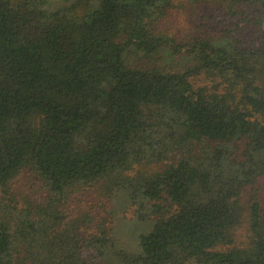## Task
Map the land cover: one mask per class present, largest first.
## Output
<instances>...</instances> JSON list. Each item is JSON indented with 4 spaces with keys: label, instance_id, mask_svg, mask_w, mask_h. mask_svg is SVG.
<instances>
[{
    "label": "trees",
    "instance_id": "1",
    "mask_svg": "<svg viewBox=\"0 0 264 264\" xmlns=\"http://www.w3.org/2000/svg\"><path fill=\"white\" fill-rule=\"evenodd\" d=\"M0 264H264V0H0Z\"/></svg>",
    "mask_w": 264,
    "mask_h": 264
},
{
    "label": "rangeland",
    "instance_id": "2",
    "mask_svg": "<svg viewBox=\"0 0 264 264\" xmlns=\"http://www.w3.org/2000/svg\"><path fill=\"white\" fill-rule=\"evenodd\" d=\"M177 19H176V16H172L170 19H169V27H171L172 29H174L175 31H180V27H179V22L180 21H178V23H177V21H176ZM179 20V19H178ZM165 60H166V57L164 58V62H165ZM138 62V61H137ZM132 210H130L128 213H130V214H128L127 216H126V219H127V221H129V220H131L132 219ZM141 226V225H140ZM139 228V227H138ZM137 228V229H138ZM135 230L134 231V233H133V231L132 232H130V231H127L126 233L123 231V232H120V237H121V239L123 240V241H129V240H132L133 241V238L132 237H136V235H138L139 234V230ZM132 230H133V228H132ZM131 236V237H130Z\"/></svg>",
    "mask_w": 264,
    "mask_h": 264
}]
</instances>
